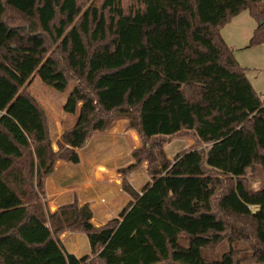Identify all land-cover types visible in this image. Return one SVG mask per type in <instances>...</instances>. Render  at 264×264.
Here are the masks:
<instances>
[{"label":"trees","instance_id":"16d2710c","mask_svg":"<svg viewBox=\"0 0 264 264\" xmlns=\"http://www.w3.org/2000/svg\"><path fill=\"white\" fill-rule=\"evenodd\" d=\"M244 9L259 21L251 44L264 43V0H0V264H264V185L246 180L264 168V100L220 33ZM35 78L61 93L78 82L57 149ZM121 118L143 144L119 169L132 198L119 219L96 227L77 198L49 211L56 163H80ZM191 131L209 149L169 161L161 138ZM144 162L140 193L126 177ZM66 231L86 234L92 256L69 253ZM226 239L252 254L203 256Z\"/></svg>","mask_w":264,"mask_h":264},{"label":"crops","instance_id":"0c3cea01","mask_svg":"<svg viewBox=\"0 0 264 264\" xmlns=\"http://www.w3.org/2000/svg\"><path fill=\"white\" fill-rule=\"evenodd\" d=\"M79 113L80 106L75 115L65 113L55 122V129L51 128L54 144L66 130L76 125ZM124 123L126 120L121 118L108 131L95 133L80 150V163L73 164L62 160L56 163L53 174L45 179L44 190L50 209L56 206L57 210L77 198L81 205H87L92 210V223L96 227L119 219L120 213L132 200L123 189L124 177L119 173V169L132 163V150L140 145L139 139L134 138V147L130 144L126 146V140L129 143V136L135 135L136 132L125 130ZM66 125L69 126L65 128ZM122 156L128 158L127 164L123 166L119 165ZM134 172L128 174L126 180L141 193L144 187L138 190ZM149 182L150 180H146V184ZM60 239L67 251L76 257L92 256L86 234L66 231L60 235Z\"/></svg>","mask_w":264,"mask_h":264},{"label":"rangeland","instance_id":"374dc122","mask_svg":"<svg viewBox=\"0 0 264 264\" xmlns=\"http://www.w3.org/2000/svg\"><path fill=\"white\" fill-rule=\"evenodd\" d=\"M92 3L93 1L86 4L83 7V11H85L87 7L91 6ZM258 25L259 21L252 16L250 10L244 9L237 16L224 24L220 29V33L229 47L233 50L234 57L236 58L240 67L246 70L247 76L254 89L261 99L264 100V43L251 44V39ZM59 43L60 42L58 41L57 43H54L51 48H49L50 55H53L58 51ZM77 84V81H71L68 89L61 93L55 90L53 87L42 83L39 78H35L31 83L29 91L44 108L48 116L49 123L51 122L52 125L50 129H55V122L58 121L61 116L65 115L63 106L66 102L67 95L75 86H77ZM68 126L69 125H66L65 128ZM124 127L125 130H128L126 128V123H124ZM133 131L136 133L135 135L129 136L130 142L127 143L128 141L126 140V146L130 144L133 148L135 145L134 138L139 139L140 145H138L136 148H133L132 153L143 144L139 132L135 129H133ZM185 133L186 134H180L169 138H161V142H163L164 145V152L169 161H174L178 154L193 147H197L203 152L209 149L210 144L199 143L200 141L196 138V134L194 132L191 131ZM55 145L56 144L53 143L54 149H57V145ZM127 162V156L125 158L123 156L120 157L119 165H126ZM147 168L148 164L147 162H144L140 167L134 170L135 172L133 171L136 173V186L138 190H141L146 185V180L151 181V176L148 174V172L145 175ZM213 174L222 182V185H220V190L230 184L227 177L217 174L214 171ZM246 180L248 181V186L251 189L257 190L261 188L264 185V168L258 165L250 168L247 171ZM47 206L49 211H56V206H52L51 209L49 204H47ZM182 243L187 245L188 242L187 240L183 239ZM250 246V243L246 241L240 240L231 243L226 239L217 247L203 251V256L212 260L220 259L226 252H228L230 249H233L238 252V258H246L252 254Z\"/></svg>","mask_w":264,"mask_h":264}]
</instances>
